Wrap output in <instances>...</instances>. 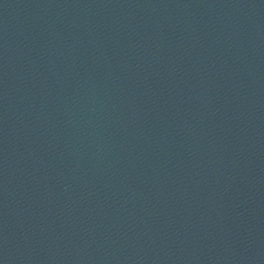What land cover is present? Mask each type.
Wrapping results in <instances>:
<instances>
[{
	"label": "water",
	"instance_id": "water-1",
	"mask_svg": "<svg viewBox=\"0 0 264 264\" xmlns=\"http://www.w3.org/2000/svg\"><path fill=\"white\" fill-rule=\"evenodd\" d=\"M0 264H159L1 94Z\"/></svg>",
	"mask_w": 264,
	"mask_h": 264
}]
</instances>
